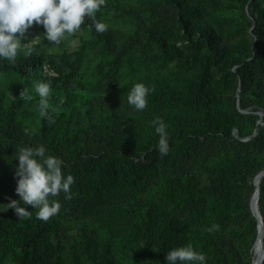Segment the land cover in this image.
Listing matches in <instances>:
<instances>
[{
	"label": "trees",
	"instance_id": "obj_1",
	"mask_svg": "<svg viewBox=\"0 0 264 264\" xmlns=\"http://www.w3.org/2000/svg\"><path fill=\"white\" fill-rule=\"evenodd\" d=\"M174 1H183L184 7L174 6ZM139 2L145 16L134 13V36L127 41V46L134 48L145 40L150 44L157 43L165 48L166 58L177 64L171 74L172 83L145 85L154 88V91L146 97L147 106L143 111H137L128 104L127 96L134 87L128 84L123 110L111 108L98 121H89L73 131L68 127L58 130L55 124L50 126L43 118L39 121L38 130L34 131L16 120L17 107L14 104L9 106L4 117H0V264H61L59 255L63 250V235L68 232L71 223L77 222L83 224L81 230L83 235H87L80 243L83 254L92 258L94 264H115L109 248L98 244L94 240V233L86 229V225L103 217L109 220V229L127 244L141 241L155 262L167 264L168 251L194 242L198 244L200 237L202 240L197 252L206 255L205 264H251L249 254L245 256V262H241L236 255L235 238L238 231L231 235L216 234L215 238L210 239L204 236V229L198 231V225L210 214L212 226L219 225V229H224L230 225L233 213H238L245 219L239 228L240 237L250 249L255 242L257 222L252 213L249 214L248 201L255 189L253 179L257 170L236 161L243 154L225 150L234 143L240 144L233 137V132L242 137L249 120L238 111L225 107L222 84L235 83L238 78L242 92L241 110L245 109L246 93L254 94L264 109V31L254 42L250 40L238 45L219 44L213 47V41L224 32L235 30L237 33L243 22L251 25V20L247 18L253 20L252 32L258 34L259 28L264 27V0ZM232 9L240 12V16L235 18L240 20L238 25L235 20L228 22L224 16L226 10ZM246 10H249L248 15L245 14ZM101 15L100 10L95 13L99 22ZM206 21L212 26L204 27ZM178 24L183 35L178 41L181 48L174 42L166 47L165 42L173 40ZM89 25H92V21L86 17L81 28L89 30ZM89 31H96L94 25ZM196 31L199 33L194 36ZM44 33L41 25L30 28L24 40L39 39L38 44L31 45L35 49L33 55L26 58L21 52L15 64L0 59V74L9 72L21 79L25 83L19 89L21 93L34 82L49 83L51 115L55 109L75 116L82 111L92 114L103 108L102 95L114 92L121 84L119 67L122 49L110 44L107 39L105 48L113 51L114 57L107 65L96 70L97 83L91 93H86L80 85L76 89L68 86L70 78L63 81L59 75L53 76L54 69H49L50 65L44 62L42 50L59 47L62 41L59 45H53L46 40ZM190 46L197 49L185 54L184 48ZM230 53L236 58L229 57L225 61ZM245 56L252 58V69H246L244 61H240L239 58ZM238 65L241 66L235 71L231 70ZM216 67L221 73L217 80L212 71ZM45 68L53 75L45 72ZM157 117L167 125L170 151L163 162L167 172L173 165L175 168V155L196 154L194 156L201 161L200 164H205L216 155L218 159L213 176L207 185L184 182L178 177L163 193L162 190L157 192L160 170L154 165L133 160L137 149L142 146L149 149L146 155L150 152L159 154V135L152 125ZM26 129L29 134L25 133ZM207 142L215 143L211 146L214 152L203 156L202 148ZM39 146L45 147L46 155L60 158L63 161V176L72 175L75 180L70 186L73 194L71 200H67L63 192L57 197L49 196V201L57 200L61 209L48 222L38 220L37 211L31 212V218L19 219L14 209L7 210L2 206H7L10 200H20L15 192L18 149H35ZM252 153L253 156L264 155L262 136L253 141ZM247 183L249 188L245 187ZM149 191L159 197L146 202V212H143L137 197ZM257 197L264 227V176L261 177ZM179 199L183 200L181 209L186 212L190 225L186 232H177L172 224L174 214H181V209L164 211L166 201ZM262 240L264 247V235Z\"/></svg>",
	"mask_w": 264,
	"mask_h": 264
},
{
	"label": "rangeland",
	"instance_id": "obj_2",
	"mask_svg": "<svg viewBox=\"0 0 264 264\" xmlns=\"http://www.w3.org/2000/svg\"><path fill=\"white\" fill-rule=\"evenodd\" d=\"M164 1V0H162ZM186 1L189 0H185ZM164 3V2H163ZM174 6L184 7L183 1L173 2ZM142 5L139 0H106V4L101 7V22L105 23L107 31L104 34H99L96 31H89L87 29L81 28L77 33L72 36H67L63 38L62 44L59 47H48L43 48L42 52L44 54V62L49 64V69H54V77L59 75L63 81L67 82L68 86L74 89L78 85L81 86L82 90L86 93H91L97 83V73L96 70L103 65H107L114 57L113 51H108L105 48V42L109 41L110 44L115 47L122 49V63L119 67L121 75L120 86L112 93L105 94L103 96V108L98 109L96 112L90 114L87 111L79 112L77 115H68L63 113L60 109H55L53 111V117L56 118L55 126L58 130L61 128L68 127L70 131H73L75 127H80L86 125L89 121H98L101 117L106 115V113L114 108L116 110H123L125 107V97H126V86L132 84L135 86L138 83L148 85V84H158L164 85L165 83H172L171 74L176 70V62L170 61L165 56V51L157 43H148L146 40L143 41L141 45L135 46L134 48H129L127 46V41L132 39L134 36L136 21L134 18V13H139L141 16H145L142 11ZM249 10L245 11L248 15ZM227 21H236V25L239 24V19H235L240 16L238 9L226 10L224 13ZM252 24L243 22L241 29L236 33L224 32L220 37H217L213 41V47L222 44H240L243 41H256L258 35H261L264 31V27H260L258 34L252 32L254 28V22L252 19ZM205 26H212L208 21L205 22ZM216 27V26H215ZM229 27V26H228ZM216 29V28H215ZM173 40H167L165 42L166 47L171 46L174 42L175 45L181 48L178 41L181 36L182 28L178 24L175 30ZM199 31L195 32L194 36H197ZM102 35V36H101ZM22 43H28L24 39ZM39 43V39H35L32 45ZM197 48L195 46H190L184 48L185 54L190 51H195ZM204 49V47H203ZM229 57L236 58L233 53H230L225 57V61ZM240 61H244V67L246 69H252L254 64L251 63V57L245 56L240 57ZM242 65V64H241ZM233 67L231 70H236L239 66ZM253 66V67H252ZM215 79L217 80L221 77L219 68H212ZM235 83L226 84L223 83L224 95H225V107L230 110L238 111L240 114L244 115L249 120L242 137L234 131L233 137L240 144L234 143L232 146L225 147L226 151L237 152L243 154V156L236 158V161L242 166L251 165L255 167L257 173H264V155L253 156V141L262 136L264 139V109L260 106L257 98L254 97L252 93L244 94L245 103L244 110H241V86L239 79L236 78ZM78 82V83H76ZM35 83V82H34ZM34 83L31 84L29 89L26 88V95L30 96L31 100L20 99V88L25 86V83L19 79L15 74L5 72L0 74V117H4L8 111L11 104L16 105V120L22 122V125L37 131L39 126V121L41 117L38 114L37 103L40 99L38 94L35 92ZM264 91V86H262ZM50 97V96H49ZM49 99V98H48ZM253 122V124H252ZM215 145L213 142H207L203 145L201 155L205 156L212 152L214 149L211 146ZM147 147H139L137 149L136 155L133 156L135 162L147 163L156 166L160 170L158 175L159 188L157 192L162 190V193L167 189L171 182L175 178H180L184 182L197 183L200 186L207 185L210 178L213 176V169L216 165L217 159L216 155L209 158L205 164H200L194 155L190 152L187 154L175 155L177 162L170 168L167 172L166 167L163 165L165 157H161L158 153L150 152L148 155ZM224 150V151H225ZM223 151V149H222ZM220 151V153L222 152ZM253 157L248 160L247 157ZM250 184V182H249ZM247 183L246 188H249ZM241 187V186H239ZM158 195V194H157ZM154 192H146L145 194L137 197L138 204L140 203L143 212H146V202L153 201L156 197ZM165 199V196H164ZM251 199H249L250 201ZM248 201V209H249ZM133 202V201H132ZM135 203V202H134ZM183 200L179 199L175 202L166 201L164 203V211L168 212L172 209L179 211L182 208ZM262 213H264V200L262 201ZM21 207H26L29 212L38 211L32 206H25L22 201H20ZM259 209V206H258ZM181 214H174V221L172 222L175 230L177 232H186L190 228L187 214L181 209ZM250 212V209H249ZM260 212V211H259ZM251 214V212L249 213ZM252 216V214H251ZM248 219V216H247ZM241 215L238 213H233L231 223L228 227L224 229H219V231H213L209 233L206 229L212 227L211 215H207L205 219L199 223L198 231L204 229L208 238H215L216 234L225 233L227 235L236 234V255L239 256L241 262H245V256L250 255V260L253 256V247L251 249L246 246L242 237H240L239 228L244 221ZM109 220L103 217L101 220L91 222L86 225L87 231H92L94 233V240L100 244L109 248L112 256L114 257L115 264H165L162 261L155 262L150 257L149 249L140 242L128 243L123 241V238L116 235L108 227ZM65 223V221H62ZM83 224L81 222L71 223L68 226V232L63 235V250L60 252L59 259L61 264H94L92 258H90L86 253L83 254L81 250V241L86 238L87 235H83L82 232ZM186 235V234H185ZM215 235V236H214ZM202 239L199 237L198 244L194 242L191 244L194 251L197 252L198 245ZM126 244V245H125ZM254 244V243H253ZM262 248L263 240H262ZM7 264H11L8 262Z\"/></svg>",
	"mask_w": 264,
	"mask_h": 264
},
{
	"label": "clouds",
	"instance_id": "obj_3",
	"mask_svg": "<svg viewBox=\"0 0 264 264\" xmlns=\"http://www.w3.org/2000/svg\"><path fill=\"white\" fill-rule=\"evenodd\" d=\"M106 4V0H0V59L16 63V57L22 52L24 57L33 55L35 49L31 46L36 39H30L28 43H22L29 29L34 25L43 26L44 36L53 45H59L61 40L72 36L81 29L87 17L92 21L95 30L99 34L107 31L105 23L96 20L95 13ZM92 25H89L91 30ZM35 92L40 97L37 103L38 114L46 119L51 126L56 123L49 109L48 98L51 94L49 83L37 81L34 83ZM154 91L144 84H136L127 96V102L137 111H143L147 106L146 97ZM20 99L31 100L26 95V90L20 94ZM155 132L159 135L158 152L161 157L169 154L167 125L157 117L152 121ZM26 134L28 130H25ZM19 166L15 169L18 177L16 194L20 200H10L7 210L14 209L19 219L31 218V212L26 207L20 206V201L25 206L38 209L36 218L48 222L56 216L61 204L57 200L49 201V196L57 197L61 192L67 200L73 198L70 186L75 183L72 175L66 178L62 174L63 161L54 156L46 155L43 146L37 148L23 147L18 149ZM39 158V160L37 159ZM209 233L219 231V225H213L206 229ZM260 241H257L259 248ZM167 264H205L206 255L194 251L191 244L186 247L174 248L166 254Z\"/></svg>",
	"mask_w": 264,
	"mask_h": 264
},
{
	"label": "bare ground",
	"instance_id": "obj_4",
	"mask_svg": "<svg viewBox=\"0 0 264 264\" xmlns=\"http://www.w3.org/2000/svg\"><path fill=\"white\" fill-rule=\"evenodd\" d=\"M264 175H261V173H258L254 179H253V185L255 187L254 192L251 196V200L249 202V207H250V211L252 213V215L255 217L256 215V211H257V207H258V193H259V184L261 181V177H263ZM256 219V218H255ZM264 235V227L259 226L258 232H257V239L256 242L253 247V256L251 259V264H262V262L264 261V250L262 248V238ZM260 241V245L259 248L257 247V241Z\"/></svg>",
	"mask_w": 264,
	"mask_h": 264
},
{
	"label": "water",
	"instance_id": "obj_5",
	"mask_svg": "<svg viewBox=\"0 0 264 264\" xmlns=\"http://www.w3.org/2000/svg\"><path fill=\"white\" fill-rule=\"evenodd\" d=\"M261 175H264V173H261ZM255 218H256V222H257V232H258L259 226L263 227V223L261 221V217H260L258 209L256 211ZM256 239H257V235H256V238H255V242H256ZM255 242H254V244H255Z\"/></svg>",
	"mask_w": 264,
	"mask_h": 264
},
{
	"label": "built area",
	"instance_id": "obj_6",
	"mask_svg": "<svg viewBox=\"0 0 264 264\" xmlns=\"http://www.w3.org/2000/svg\"><path fill=\"white\" fill-rule=\"evenodd\" d=\"M45 72H47L49 75H53V73L46 68H45Z\"/></svg>",
	"mask_w": 264,
	"mask_h": 264
}]
</instances>
